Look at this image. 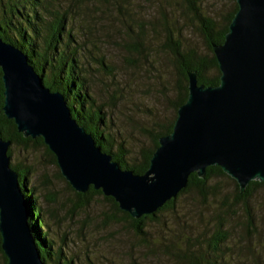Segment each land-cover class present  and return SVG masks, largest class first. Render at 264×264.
I'll use <instances>...</instances> for the list:
<instances>
[{
    "label": "rangeland",
    "instance_id": "obj_1",
    "mask_svg": "<svg viewBox=\"0 0 264 264\" xmlns=\"http://www.w3.org/2000/svg\"><path fill=\"white\" fill-rule=\"evenodd\" d=\"M121 1V6H114L89 0L69 27L87 48L81 58L90 94L103 107L116 144L130 150L133 163L151 148L159 126L177 115L174 104L181 76L173 48L182 55L210 53L186 0ZM196 2L203 16L219 26L236 4L234 0ZM46 3L53 11L67 8L73 0ZM10 163L29 169V185L35 188L53 249L63 248L73 264H187L177 254L187 251L218 264H264V187L253 192L247 205L238 204L234 184L223 180L219 188L229 196L227 207L219 198L204 202L196 193L183 195L174 211L159 215L156 222L147 221L148 234L140 237L104 196L78 208L76 195L43 148L26 152L12 148ZM247 207L254 224L247 221ZM221 232L228 240L216 252L209 246Z\"/></svg>",
    "mask_w": 264,
    "mask_h": 264
},
{
    "label": "water",
    "instance_id": "obj_2",
    "mask_svg": "<svg viewBox=\"0 0 264 264\" xmlns=\"http://www.w3.org/2000/svg\"><path fill=\"white\" fill-rule=\"evenodd\" d=\"M236 12L221 45L212 44L221 72L216 87L188 74V99L173 131L159 139L147 172L123 170L73 119L65 97L50 92L22 52L0 39L3 106L24 138H41L77 193L92 187L114 199L133 219L155 214L189 184L219 167L245 193L264 182V0H236ZM11 145L0 133V248L7 264H44L27 224L18 174L10 167Z\"/></svg>",
    "mask_w": 264,
    "mask_h": 264
},
{
    "label": "trees",
    "instance_id": "obj_3",
    "mask_svg": "<svg viewBox=\"0 0 264 264\" xmlns=\"http://www.w3.org/2000/svg\"><path fill=\"white\" fill-rule=\"evenodd\" d=\"M89 0H73L67 8L50 10L46 0H0V39L19 50L27 58L28 63L34 71L42 78L43 85L50 92L61 93L71 110L73 119L84 127L93 136L96 146L102 152L112 156L113 161L117 162L123 170H129L138 175L147 172L150 161L159 147V139L172 133L175 119L164 126H159V131L153 136L152 146L143 151L141 159L129 162L130 150L123 143L116 144L113 134L109 132V120L104 109L92 97L89 84L82 64V55L87 51L84 43H79L76 35L69 27L71 20L78 14V10L85 8ZM107 4L113 3L114 6H121V0H99ZM236 2V0H234ZM98 2V0H92ZM191 11L200 24L201 33L207 44L209 55L201 56L196 52L182 55L177 48H173L176 59L180 66V87L178 96L174 104L176 113L188 99V74L187 72H197L199 85L206 87H216L220 84L221 72L218 67L216 57L213 53L212 44L221 45L225 42L229 26L238 11L237 2L234 11L225 19L223 25H218L216 21L203 16L196 0H186ZM88 16V15H87ZM174 44V43H173ZM177 47V45L174 44ZM102 67L105 63L102 60ZM0 70V109L3 106V83ZM0 133L5 141H10L8 156L11 158L12 148L23 151L30 149L43 148L49 156L51 163L58 167L57 160L43 144L41 138L32 140L24 138L18 133L12 120H7L0 114ZM10 167L18 174L19 187L26 203L28 212L27 224L34 239L36 249L44 264H73L72 259H68L63 254V248L53 249V241L50 239L46 226L42 218V209L38 204V197L35 188L29 185L30 171L22 168L19 164H11ZM59 168V167H58ZM59 176L63 179L68 188L74 192L77 198V207L84 209L89 206L90 199L95 196H104L101 191H96L92 187L85 194L77 193L62 176L59 169ZM223 180L234 184V203H244L247 205L253 192L257 188L264 187V182L253 181L249 184L245 193H241L240 187L235 180L229 177L219 167H209L204 179L192 174L189 184L176 198L168 201L155 214L144 216L139 220L133 219L128 213L120 210L114 199L105 197L104 200L112 205L115 212L121 214L126 220L133 224L134 232L137 236L146 237L145 227L147 221L156 222L158 216L174 211L178 200L186 194L196 193L206 202L211 197L219 198L223 207L229 205V196L220 193V184ZM220 181V182H219ZM247 207V221L254 224V217ZM228 240V235L221 232L220 236L214 237L210 242L211 249L220 252L222 245ZM170 246H166L169 250ZM170 251V250H169ZM179 258L187 261V264H218L213 258L199 256L196 252H177ZM0 255L3 264H7L1 248Z\"/></svg>",
    "mask_w": 264,
    "mask_h": 264
}]
</instances>
